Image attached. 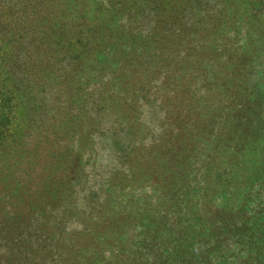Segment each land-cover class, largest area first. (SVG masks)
<instances>
[{"label":"trees","instance_id":"16d2710c","mask_svg":"<svg viewBox=\"0 0 264 264\" xmlns=\"http://www.w3.org/2000/svg\"><path fill=\"white\" fill-rule=\"evenodd\" d=\"M0 264H264V0H0Z\"/></svg>","mask_w":264,"mask_h":264}]
</instances>
